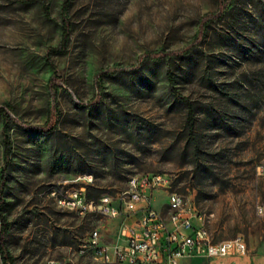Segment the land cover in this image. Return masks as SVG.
Masks as SVG:
<instances>
[{"label":"rangeland","instance_id":"obj_1","mask_svg":"<svg viewBox=\"0 0 264 264\" xmlns=\"http://www.w3.org/2000/svg\"><path fill=\"white\" fill-rule=\"evenodd\" d=\"M62 1L0 0V108L40 126L47 82L60 85L53 132L8 130L7 264H100L77 249L92 230L114 245L119 221L60 210L49 191L63 185L112 195L130 178L154 173L167 174L171 190L204 215L213 241L245 243L242 256L181 264H264V218L254 213L264 204L256 175L264 160V0H233L220 20L218 0H69L67 47L49 57L52 73L44 58L59 45ZM189 44L195 51L186 63L144 58ZM167 70L175 91L197 107L194 144L167 91Z\"/></svg>","mask_w":264,"mask_h":264},{"label":"built area","instance_id":"obj_2","mask_svg":"<svg viewBox=\"0 0 264 264\" xmlns=\"http://www.w3.org/2000/svg\"><path fill=\"white\" fill-rule=\"evenodd\" d=\"M256 175L264 185V160L256 168ZM64 187L56 185L57 208L77 217L98 215L118 220L114 245L101 242L97 230H92L77 249L80 257H88L100 264H181L190 258L226 259L242 256L245 243L240 236L213 241L204 226V215L192 209L183 196L171 190L167 174L154 173L134 176L130 195L120 191L112 195L100 194L93 200L86 198L84 187H72V194H64ZM164 204H154L159 200ZM257 217L264 218V204L254 207ZM0 264H7L0 258ZM49 264H59L49 261Z\"/></svg>","mask_w":264,"mask_h":264},{"label":"trees","instance_id":"obj_3","mask_svg":"<svg viewBox=\"0 0 264 264\" xmlns=\"http://www.w3.org/2000/svg\"><path fill=\"white\" fill-rule=\"evenodd\" d=\"M233 0H218L216 12L213 15L216 20H220L226 12L232 7ZM69 3V0H63L60 9V36H59V45L57 48H50L45 53V64L47 65L50 72H54V67L49 60L51 55H63L67 47V39L69 36V25L66 19L65 11ZM46 13V12H44ZM47 17V16H46ZM207 17L204 16L203 19ZM205 23V22H204ZM207 24H201L198 29L195 38L197 40H202L205 33L204 29ZM195 51L194 45H187L179 50L171 51L167 53H148L144 56L147 61L150 62H164L166 60L178 59L182 63H186L192 58L193 52ZM54 75V74H53ZM165 81L167 84V91L170 97L173 99V104L180 107L184 112V121H183V130L186 135V138L189 142L194 144L195 135L193 133V124L195 120L196 105L188 100L186 97L181 96L175 91L174 84L175 79L171 71L167 70L165 72ZM96 90H100V85L96 84ZM60 88V85L57 82H54L53 79L48 80L47 82V91L49 94V104L46 110V118L42 125L30 127L26 124H22L20 121L14 119L9 107L0 108V144L2 148V169L0 170V258L3 262L7 263L9 257L5 247V235L8 230L9 225L6 223L3 216V187H4V178L6 175V167L9 163V157L11 155V142L8 137V130L11 125L22 128L25 132L29 133H40L48 135L56 129V125L59 118V112L57 108V103L55 100L56 91ZM99 103V99L93 102V106ZM86 194L88 200L95 199L96 196L91 197L89 194Z\"/></svg>","mask_w":264,"mask_h":264},{"label":"bare ground","instance_id":"obj_4","mask_svg":"<svg viewBox=\"0 0 264 264\" xmlns=\"http://www.w3.org/2000/svg\"><path fill=\"white\" fill-rule=\"evenodd\" d=\"M132 180L133 177L130 178L127 182V189L124 192H121L123 195H130V190L132 189ZM51 193H56V188H53L49 191L48 195L50 196ZM64 194H72V190H68L64 188ZM55 205L57 206V198L56 197H51ZM194 209V208H192Z\"/></svg>","mask_w":264,"mask_h":264}]
</instances>
